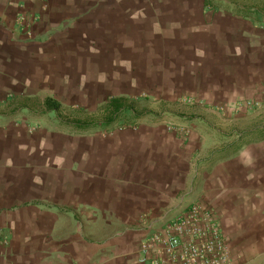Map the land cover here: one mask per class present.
I'll return each instance as SVG.
<instances>
[{"label": "crops", "instance_id": "crops-1", "mask_svg": "<svg viewBox=\"0 0 264 264\" xmlns=\"http://www.w3.org/2000/svg\"><path fill=\"white\" fill-rule=\"evenodd\" d=\"M118 96L164 108L45 110ZM197 202L264 260V0H0V264H147V222Z\"/></svg>", "mask_w": 264, "mask_h": 264}, {"label": "built area", "instance_id": "built-area-1", "mask_svg": "<svg viewBox=\"0 0 264 264\" xmlns=\"http://www.w3.org/2000/svg\"><path fill=\"white\" fill-rule=\"evenodd\" d=\"M34 20L31 17L28 23ZM20 23L24 17L19 18ZM247 108L259 102L237 103ZM219 214L207 202L187 206L164 224L148 221L150 233L141 244L140 260L147 264H233L228 238L219 221Z\"/></svg>", "mask_w": 264, "mask_h": 264}, {"label": "trees", "instance_id": "trees-1", "mask_svg": "<svg viewBox=\"0 0 264 264\" xmlns=\"http://www.w3.org/2000/svg\"><path fill=\"white\" fill-rule=\"evenodd\" d=\"M45 107L47 111H54L65 125L77 130L115 125L126 119L125 115L128 113L133 118H140L145 113V108L138 104V98L125 96L111 97L94 110L81 106L64 107L51 97L45 100Z\"/></svg>", "mask_w": 264, "mask_h": 264}, {"label": "rangeland", "instance_id": "rangeland-1", "mask_svg": "<svg viewBox=\"0 0 264 264\" xmlns=\"http://www.w3.org/2000/svg\"><path fill=\"white\" fill-rule=\"evenodd\" d=\"M138 104L142 108L147 107L150 110L154 109V108H158V109L164 108V102H160L159 100L149 98V97H145V96L138 98ZM130 115L131 114H128L127 116H130ZM228 242H229V246L231 249V253H232L233 258H234L233 264H249V262L247 263L246 261H242V259H243V258H241L242 253H241L240 249H238L237 246L233 243V240L228 239ZM256 264H264V260H262L261 262H258Z\"/></svg>", "mask_w": 264, "mask_h": 264}]
</instances>
